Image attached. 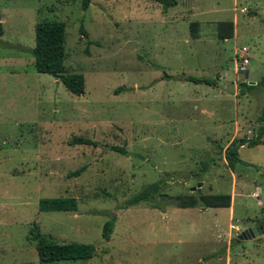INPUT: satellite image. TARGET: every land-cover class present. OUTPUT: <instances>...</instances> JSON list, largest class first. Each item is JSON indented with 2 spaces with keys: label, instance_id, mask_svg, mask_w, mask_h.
Listing matches in <instances>:
<instances>
[{
  "label": "rangeland",
  "instance_id": "rangeland-1",
  "mask_svg": "<svg viewBox=\"0 0 264 264\" xmlns=\"http://www.w3.org/2000/svg\"><path fill=\"white\" fill-rule=\"evenodd\" d=\"M47 19L66 23L65 65L84 74L81 95L34 67L35 25ZM227 20L235 32L223 40ZM0 21V264H264V233L238 240L264 222V137L238 147L235 170L226 160L234 139L255 137L264 107V88L244 84L264 76V0L167 9L151 0H90L87 9L83 0H0ZM74 136L98 144L71 145ZM156 181L164 208L126 206ZM217 193L231 194V206L177 200ZM62 196L76 197L78 210H39L41 198ZM35 223L60 242L94 244L96 255L41 262L29 238Z\"/></svg>",
  "mask_w": 264,
  "mask_h": 264
},
{
  "label": "trees",
  "instance_id": "trees-1",
  "mask_svg": "<svg viewBox=\"0 0 264 264\" xmlns=\"http://www.w3.org/2000/svg\"><path fill=\"white\" fill-rule=\"evenodd\" d=\"M167 9L178 4V0H151ZM90 0H83V8L87 9ZM198 22L191 24L193 36H197ZM235 25L232 20L221 21L218 25V36L225 40L234 36ZM36 44L30 50L34 57V67L39 73H48L60 79L65 87L75 95H81L85 92L86 79L83 73L70 72L65 61L67 59L66 50V23L62 20L47 19L38 22L35 25ZM4 34L3 24L0 21V37ZM82 34L86 31L82 28ZM91 43V42H90ZM186 80L195 83H206L208 85H216L217 82L211 77H199L188 75ZM248 90L256 87L264 88V76L256 84L244 83ZM259 127L255 137L234 139L226 149V160L232 170H235L239 159L238 147L243 145H257L262 143L264 137V107L258 117ZM71 145L85 144L97 145L98 142L83 136H74L70 139ZM110 149L126 153L123 147L109 145ZM86 169V165L70 172L69 176H78ZM264 173V171H263ZM162 194L161 183L153 182L145 186L142 190L132 195L126 200V206L137 205L148 202L154 207L164 208L159 202V195ZM179 207H195L198 204L212 208H228L231 206V194L217 193L209 194L201 197L193 195L177 197ZM39 210L48 211H76L78 210V199L73 196L41 198L39 201ZM264 226V222H260ZM114 219L108 220L103 227V238L109 240L114 230ZM29 238L35 242L39 259L41 262H55L62 260H88L96 255V246L92 243L81 242H60L53 237L43 234L40 225L35 223L30 229Z\"/></svg>",
  "mask_w": 264,
  "mask_h": 264
},
{
  "label": "water",
  "instance_id": "water-1",
  "mask_svg": "<svg viewBox=\"0 0 264 264\" xmlns=\"http://www.w3.org/2000/svg\"><path fill=\"white\" fill-rule=\"evenodd\" d=\"M252 84H256V83H252ZM200 185H201V182L199 183V186ZM201 199H202V196H201ZM262 233H264V226H261V225L251 226L245 229L244 231H242L238 235V240L254 239L260 236Z\"/></svg>",
  "mask_w": 264,
  "mask_h": 264
},
{
  "label": "built area",
  "instance_id": "built-area-1",
  "mask_svg": "<svg viewBox=\"0 0 264 264\" xmlns=\"http://www.w3.org/2000/svg\"><path fill=\"white\" fill-rule=\"evenodd\" d=\"M244 50H246V47L244 48ZM249 62H250L249 58L248 57H244L243 60H242V63L239 65V69L241 71H247Z\"/></svg>",
  "mask_w": 264,
  "mask_h": 264
},
{
  "label": "crops",
  "instance_id": "crops-1",
  "mask_svg": "<svg viewBox=\"0 0 264 264\" xmlns=\"http://www.w3.org/2000/svg\"><path fill=\"white\" fill-rule=\"evenodd\" d=\"M231 209H232V207H231ZM232 211V210H231Z\"/></svg>",
  "mask_w": 264,
  "mask_h": 264
}]
</instances>
